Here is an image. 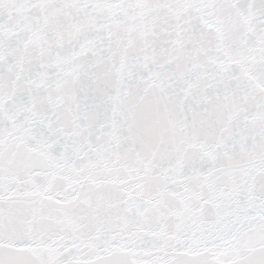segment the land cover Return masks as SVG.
Returning a JSON list of instances; mask_svg holds the SVG:
<instances>
[{
    "label": "snow or ice",
    "instance_id": "snow-or-ice-1",
    "mask_svg": "<svg viewBox=\"0 0 264 264\" xmlns=\"http://www.w3.org/2000/svg\"><path fill=\"white\" fill-rule=\"evenodd\" d=\"M0 264H264V0H0Z\"/></svg>",
    "mask_w": 264,
    "mask_h": 264
}]
</instances>
